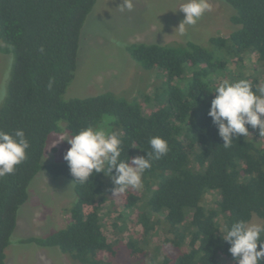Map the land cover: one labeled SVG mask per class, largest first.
Returning a JSON list of instances; mask_svg holds the SVG:
<instances>
[{
  "label": "trees",
  "instance_id": "trees-1",
  "mask_svg": "<svg viewBox=\"0 0 264 264\" xmlns=\"http://www.w3.org/2000/svg\"><path fill=\"white\" fill-rule=\"evenodd\" d=\"M219 1L234 10L230 21L237 29L225 37L211 36L212 51L191 41L127 46L135 62L163 80L141 102L111 92L63 98L77 70L82 28L97 0H0V51L14 56L1 99L0 130L22 129L31 144L16 172L0 178V264H6L29 185L42 170L73 182L71 222L20 244L57 247L74 264H118V240L109 241L106 227L112 223L116 235L130 211L137 237L126 246L133 259L163 231L164 245L184 249L176 258L165 256L162 264H235L220 232L238 219L251 221L256 215L264 221V137L247 126L250 135L235 137L226 149L208 112L214 89L224 80L247 79L254 90L264 87V0ZM251 58L255 67L248 65ZM105 116L114 118L112 131L121 134V159L146 155L154 136L167 140L169 152L152 161L142 189L115 196L106 169L81 185L65 160L42 164L45 144L61 131L60 122L75 135ZM113 208H121L116 217Z\"/></svg>",
  "mask_w": 264,
  "mask_h": 264
},
{
  "label": "rangeland",
  "instance_id": "rangeland-1",
  "mask_svg": "<svg viewBox=\"0 0 264 264\" xmlns=\"http://www.w3.org/2000/svg\"><path fill=\"white\" fill-rule=\"evenodd\" d=\"M120 2L121 0H97L87 17L81 32L77 70L63 96L65 100L111 92L128 101L144 102L147 96L153 95V89L160 86L163 80L157 78L155 70H146L135 62L126 49L128 45L144 42L174 46L191 41L212 51L213 47L209 44L211 36L225 37L237 29L230 21L234 10L219 0H210L213 10L206 13L195 26L189 27L184 36L176 30L184 19V14L179 11L183 0H134V10L123 13L117 9ZM254 61L255 58H251V61H247L248 65L255 67ZM13 62V54H2L0 51V101L4 95L6 97ZM2 102L3 100L0 106ZM145 109H148L146 105ZM113 120L114 118L105 116L101 122H106L112 130ZM59 127L61 131L52 133L45 144L43 165L64 161V155L70 148L67 140L56 144L59 138L72 136L65 130L64 122H60ZM28 194V201L18 212L17 227L6 250L5 263L74 264L57 247L18 243L24 238L45 237L69 225L70 208L76 201L73 182L64 177L55 179L42 170L30 183ZM120 210L118 208L117 212L114 208L111 209L113 217ZM132 214L126 211L125 215L129 216V220L126 223L119 222L120 229L116 235L112 233V223L106 227L110 234L109 241L118 240L114 246L118 264H162L165 256L176 258L182 252L184 248L164 245L163 241L167 237L163 231H158L144 247L139 259H133L126 246L127 241L137 237V230L130 226L134 218ZM250 222L264 224L256 215Z\"/></svg>",
  "mask_w": 264,
  "mask_h": 264
},
{
  "label": "clouds",
  "instance_id": "clouds-1",
  "mask_svg": "<svg viewBox=\"0 0 264 264\" xmlns=\"http://www.w3.org/2000/svg\"><path fill=\"white\" fill-rule=\"evenodd\" d=\"M117 9L122 13L132 12L134 0H121ZM212 10L210 0H183L179 11L184 14V19L176 30L181 36L186 35L189 27L195 26ZM52 83L50 78L49 89ZM214 94L208 116L217 127L224 148H230L235 137H248L247 126L259 129L260 137H264V87L254 90L252 82L247 79L235 82L224 80L215 87ZM64 140L70 145L64 160L74 182L86 184L94 173L105 174L106 169L105 175L110 176L115 186V196L124 194L130 188L142 189L143 175L152 167V161L169 152L167 140L154 136L149 140L151 151L144 152L146 155L134 158L127 155L126 159H121V134L112 131L106 122L84 127L70 138H59L56 144ZM30 147L24 130H0V178L16 172L17 166L27 159ZM220 233L223 241L230 245L228 251L235 264H264V224L238 219L225 225Z\"/></svg>",
  "mask_w": 264,
  "mask_h": 264
}]
</instances>
